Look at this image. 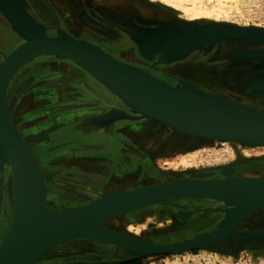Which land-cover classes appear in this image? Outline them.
<instances>
[{
	"label": "rangeland",
	"instance_id": "rangeland-1",
	"mask_svg": "<svg viewBox=\"0 0 264 264\" xmlns=\"http://www.w3.org/2000/svg\"><path fill=\"white\" fill-rule=\"evenodd\" d=\"M20 1L34 20L47 30L48 34L73 36L54 26L52 20L45 21L46 16L39 6L35 7L36 14H34L22 0ZM55 1H60L66 9L70 8L72 16L75 13L73 8L78 4L77 8L81 15L78 19L85 29L97 34L101 39L116 41L119 49L130 50L131 57L129 55L121 57L124 53L116 54L125 60L132 59L131 62L149 70L156 77L166 80L170 85L175 86L180 82L191 84L205 93L232 102L234 108L242 105L244 108L264 109V96L254 93L247 83L248 77H251L250 74L253 75L252 73L256 72L254 64L246 65L243 60H237L238 57L246 54L244 52L251 49V51L264 50L263 45L247 47L245 43H222L208 53L204 47V49L189 51L182 59L169 63L160 61L159 55L150 62L140 55L137 38L141 32L150 33L172 24L177 26L180 24L178 27L191 24L180 19L182 16L178 15L175 10L167 11L160 8L157 3H154L159 0H135L143 6L144 10L150 11L151 16H141L134 12L130 7L129 0H91V3L87 2L88 0ZM201 1L205 2L204 0H180V3L190 9L195 5L201 6L203 4ZM126 4L137 15L133 18L136 22L124 19L126 16L114 19V22L122 28L130 27L132 30L130 34L124 31L118 32L102 25L99 17L96 16L110 17L115 9ZM224 5L229 10L228 22L233 23L218 24L235 26V23L238 22L237 24L241 25L240 28L261 26L264 29V0H230ZM85 8L95 14L89 15L84 10ZM159 17H165V19H159ZM107 21L110 20L107 19ZM167 42L168 40L165 39L163 43ZM21 43L22 41L13 31L11 25L0 13V64L3 61L2 53L10 52ZM239 49L241 51L237 53ZM141 50L144 54L143 48ZM144 55L148 56V54ZM74 66L73 63L58 59L53 55L44 56L41 59L34 58L18 73L8 93L9 112L16 128L24 133L25 141L34 150V158L36 157L35 159H38L37 161L42 166V177L46 194H48L47 203L49 205L52 203L55 210L62 211L84 206L90 200L97 199L100 194L106 192L105 190L98 195L91 194L92 189L87 191L88 187L85 186L90 184L94 187V184H91L94 180L90 179L89 181L83 177V174L79 180H76L75 176V178L64 180L65 170L68 169L70 172H75V169L80 167L96 170L99 161L97 158L102 157V154L98 153V149L105 147L115 150L128 149L133 152L130 155L123 153L120 157L117 155V158H120L122 162L121 157H130L126 161L133 168L126 175L124 173L114 175L117 180L115 188L134 189L157 182H167L172 178L197 177L200 174L207 175L201 178H214L237 164H246L248 170L264 175V146H255L252 150L239 152L227 148L222 142L213 143L189 136H170L164 127L145 121H122L110 127L84 128L82 125L85 121L105 116L114 110L130 114L131 112L93 77ZM255 75H260V73ZM20 76L21 78L17 79ZM137 131H141L140 134H137ZM125 136L130 142L123 138ZM155 137L161 139L156 141L157 145L154 142ZM127 143L137 147L138 150L127 147ZM138 151H142L144 154L141 156L137 153ZM237 155L239 156L237 157ZM122 167L120 164L116 165V168ZM148 170L156 176L147 175L150 173L147 172ZM211 172L218 173L211 175ZM79 184H85V186ZM74 185L77 187H73ZM80 195L91 198L88 201H83L79 198ZM170 203L179 206V208L147 207L117 217L109 225L118 227L122 231H128L127 226L133 225V232L139 239L168 243L181 242L212 230L224 217L223 214L218 213L198 212L190 219L180 221L176 218V214L180 211L187 213L196 210L217 209L219 205L213 201L198 199H174ZM260 214L250 217L238 230L241 232L263 230L264 221L260 218ZM4 226L5 222L2 219L0 243L6 231ZM76 244L78 242H68L61 248L65 246L67 249ZM110 246L99 245L94 249L76 252L71 248L66 252L57 249L41 264H54L56 259L67 257H85L82 264H91L93 262L87 261L88 258L100 256L102 252H108L114 248L112 245ZM218 249L219 251L214 248L180 255L152 256L147 258V262L157 264H264V244L259 249H249L244 246L239 248L237 240L233 239L219 246ZM98 251L100 253L96 254ZM60 264H68V260L63 263L61 261Z\"/></svg>",
	"mask_w": 264,
	"mask_h": 264
},
{
	"label": "water",
	"instance_id": "water-1",
	"mask_svg": "<svg viewBox=\"0 0 264 264\" xmlns=\"http://www.w3.org/2000/svg\"><path fill=\"white\" fill-rule=\"evenodd\" d=\"M13 14H12V12ZM0 13L11 25L13 31L23 41V43L8 57H4V64L0 70V157L7 158L9 151L17 154L23 161L32 185L33 209L34 213L27 229L21 231L17 228L10 237L0 243V264H41L57 246L66 242L79 227L93 216L123 205H136L132 212L153 206L173 207L179 206L168 202L174 198H199L198 200H209L217 202L212 198L225 197L239 193H250L258 195L260 198L251 204L234 210L228 204L222 203L223 207L217 209L196 210L194 212H178L176 218L180 221L190 219L198 212L223 214V219L214 229L195 237L173 244L178 247H164L165 245H155L149 243L131 242L128 237H121L119 242H109L132 255L126 259L106 264H125L133 260L146 259L152 256L180 255L197 250H212L224 245L233 239L237 240L238 247L243 246L249 249L262 248L264 244V229L260 231L241 232L236 228L252 212L264 208V187H244L226 181H196L181 180L166 182L160 185H150L144 188L123 191L102 197L98 201L85 207L73 210L52 212L45 205L44 187L39 172L38 165L32 157L27 145L16 130L6 103V90L8 84L24 58L35 51H55L83 59L98 74L94 75L89 70L84 69L88 75L93 77L105 89H107L124 107L130 112L112 111L101 117H96L85 121L84 128L110 127L122 121H151L150 116H155L169 123H172L187 131L214 136L219 138L232 139H264V110L243 107L241 111L231 110L233 103L212 94L204 93L211 106V115H200L197 108L192 104H184L181 101L183 87L187 83L180 82L175 86L170 85L166 80H160L151 75L149 70H141L126 63H122L109 57L92 47L81 45L73 41L71 37L65 35L64 39L49 38L48 33L42 28L27 11L20 0H0ZM162 40L168 42L161 46L156 55L160 56V61L165 63L182 59L189 51L204 49L211 52L222 43L241 44L247 47L264 46V32H254L251 28H240L237 26L210 24L191 25L178 27L176 25L165 26V28L154 30L153 32L140 33L137 38V46L140 55L147 61H154L155 57H146L141 48L147 40ZM141 50V51H140ZM92 52L101 58L109 67L116 69L110 72L96 64L88 62L80 54ZM154 53V52H153ZM154 53V55H155ZM244 56L238 57L246 65L254 64L256 71L260 75L248 77V87L256 94L264 96V89L255 87L256 82L264 80V50L247 51ZM74 64V62H71ZM75 66H79L74 64ZM83 68V66H81ZM100 68V69H98ZM140 73L151 78L153 84L162 89V99L151 95L138 81L131 78L137 77ZM121 76V77H120ZM193 86V85H191ZM194 87V86H193ZM171 96L177 102H181L175 108L167 105V98ZM195 108V109H193ZM151 123H156L151 121ZM0 167H3L0 164ZM5 178H0V226L3 219L1 213L3 205L7 206V184L5 182L4 195L1 184ZM83 201H88V196L80 195ZM165 201V202H164ZM220 203V201H219ZM234 216L230 224L229 216ZM47 217L53 219L52 223L45 224ZM130 239V240H129ZM70 242V241H67ZM138 244V243H137ZM144 250L143 255L135 254ZM134 253V254H133ZM109 259V258H106ZM100 256L88 258L89 262H101Z\"/></svg>",
	"mask_w": 264,
	"mask_h": 264
},
{
	"label": "bare ground",
	"instance_id": "bare-ground-1",
	"mask_svg": "<svg viewBox=\"0 0 264 264\" xmlns=\"http://www.w3.org/2000/svg\"><path fill=\"white\" fill-rule=\"evenodd\" d=\"M204 1L205 2L201 1L203 3L201 6L195 5L194 8H190V9L181 5L180 0H159V1H156L154 3H157V5L160 8L167 10V11H170L169 9L175 10L178 15L182 16V17H180V19H182L183 21H186V22H190L191 24H194V25H199V26L205 25V26H207L210 24H218V23H233V22H228L229 21L228 20L229 10H227V8L224 5L225 3H228V1H230V0H204ZM128 2L130 4V7L137 14H139L141 16L142 15H147V16L152 15V13L150 11L144 10L142 8L143 6L141 4H139L137 1L129 0ZM204 3H206V4L204 5ZM12 14H13V12H12ZM159 19H165V17L164 18L159 17ZM84 21L86 22V20H84ZM237 23H235V26L241 27V25L239 26ZM184 26H182V27H184ZM248 27L251 28L252 30H254V32H264V29L261 28V26H248ZM42 28H44V27H42ZM46 32H47V30H46ZM65 35H67V34H55V35L48 34V37L54 38V39L66 40L63 37ZM69 37H71V36H69ZM90 37H91V35H90ZM71 38L74 40H66V41H73V42L79 43L81 45L92 47V48L97 49L103 53H106L109 57H112L113 59H115L117 61H120L122 63H126L128 65H131V66L136 67L138 69H141L143 71H145V70L147 71V69L142 68L141 66H138L134 63L128 62L127 60L117 56L116 53H113L114 51H117V50H114L113 52H107L103 48H101V46H99V45L97 46V45L93 44L94 42L91 43L92 41L89 42V41L82 40V39H79V38L74 37V36H72ZM19 39H20V37H19ZM164 40L165 39H162L163 42H164ZM162 41L156 40V39L147 40L146 43L142 46L143 51L145 52L144 54H148V56L147 55L146 56L149 58L152 56L156 57L157 53H155V52H157V50L161 46L165 45V43H163ZM22 43H23V41H22ZM18 47L19 46L15 47V48L17 49ZM15 48L13 50H11L9 53L8 52L2 53L3 61L0 64V70L2 69L3 64H4V57L6 59V57H8V55H10L12 52H14L16 50ZM239 51H241V50L239 49L237 51V53H240ZM153 52L155 53V55ZM78 54H80L83 58H86L88 60V62L91 63L90 65L96 64L102 68L108 69L110 72L116 71L115 68L109 67L108 64H106L101 58H99L98 56H96L92 52L81 51V53H78ZM48 55H53L56 58L62 59L65 61L74 62V64L79 65V66H77L78 69L80 68L83 71H84V69H87L86 71L89 70L94 75L98 74L88 65V63L86 61H84L83 59H80L78 57H74L72 55H68V54H64V53H60V52H55V51H43V50L42 51H35V52L29 54L26 58H24L22 63L19 65V67L14 72V74H13V76H12V78L8 84V87L6 90V103H7L8 112L10 111L9 104H8V101H9L8 100L9 99L8 93H9L10 86H11L13 80L16 79V77L18 76V73L31 60H33L34 58L41 59L42 57L48 56ZM122 55L127 56L128 53H124ZM231 64H232V62H231ZM236 65H237V63H236ZM81 66H83V68ZM98 69H100V68H98ZM259 72H261V71H256L255 73L251 72L253 75L250 74V76L251 77L258 76L255 74H257ZM150 74L154 75L151 72H150ZM232 74H233V72H232ZM131 78L135 81H138V83H140L141 86L144 87L145 90H147L151 95L162 99V94H163L162 89L160 87H158L157 85L153 84V81L151 80V78L149 76H147L146 74L140 73L137 77L131 76ZM85 79H86V77H85ZM85 79H83V80H85ZM160 80H163V79H160ZM182 87H183V91L186 93V94L181 95L182 96L181 101L184 104H187L186 102H188L189 104H192L193 107L197 108L196 110L198 113H200V115L201 114L202 115H211L212 114L211 106L209 105L207 97L204 94L205 92H203L202 90L198 89L195 86L194 87L191 86V84H188V83H187V85L185 84ZM255 87H257L259 90L264 89V80H263V82L262 81L256 82ZM167 100H168V101H166L167 105L170 107H173V108H175V106L179 107L178 105L182 104L181 102H180L181 104L179 102H177L176 99L174 97H171V96H169L167 98ZM117 107H119V106H117ZM195 108H193V109H195ZM229 108L231 110H235V111L243 110L242 105H238L235 108L230 106ZM262 110H264V109H262ZM9 115H10V118H11L13 124H14V120H13V117L11 116L10 112H9ZM149 116H150L151 121H154V122H156V124L164 127L167 130L168 135H170V136H189V137H196L199 139L207 140V141L213 142V143L222 142V144H224V146H226L227 148L235 149L236 151H239V152H246V150H252L255 148V146H264V139H232V138H219V137H214V136L201 135V134L193 133V132L187 131L185 129H182L181 127H178L172 123H169V122L162 120L160 118H157L155 116H152V115H149ZM148 121L151 122L150 120H148ZM14 126H15V124H14ZM15 128H16V126H15ZM16 130L18 131L17 128H16ZM19 131H18V133L20 134L21 138L23 139V141L27 145L32 157L34 158L32 149L30 148L28 143L25 141L24 136ZM155 138L157 139V137H155ZM155 144L157 145L156 142H155ZM110 152H112V151H110ZM112 154H113V152H112ZM112 154H111V156H112ZM238 156L239 155H237V157ZM34 160L36 161V163L38 165L39 172H40L41 179H42V183H43V187H44L45 205L49 209V211L60 212L61 211L60 209H59L60 211L54 210L55 208L53 209L51 207V205H49L47 203V195L48 194H46V187H45V183L43 181L42 173L40 170V164L35 158H34ZM0 164L3 166V167H0V178H5L4 183L1 184L2 194L4 195V192L7 191V197L9 199V201L7 200L8 201L7 206H5V204H4L2 211H1V213L3 214L4 222H5L4 227L6 228L3 239L6 240L8 237H10V235H12V233H14V231H16L17 228H20V230L23 231V230L27 229V227L29 226V222L31 221V217L33 216V213H34L33 194H32V185H31V181H30L28 171H27L22 159L17 154H15L12 151H9L7 153L6 159H3L2 157H0ZM239 170L240 169H237V168L227 170V171L222 172L218 177H214V178H211V177L201 178V177H205L207 175L200 174L197 177L192 176V177L172 178L171 180H168L167 182H171V181L175 182V181H181V180H196V181H202V182L203 181H218V182L219 181H226V182L235 183L237 185L244 186V187H257V188H263L264 187V175L262 176V175L258 174L257 172H254V171L252 172V171L248 170L247 168L243 169L242 172L238 173ZM5 182L7 184L6 191H5ZM125 183L127 184V182H125ZM163 183H166V182L165 181L164 182H157V183H154L151 185H160ZM145 187H147V186H145ZM139 188H144V187H139ZM139 188H134V189H139ZM134 189L118 188V189L108 190L105 194L100 195L99 198L94 199V200H90L88 202V204L81 206V207H85L87 205H90L91 203L98 201L102 197H105L108 195H113L114 193H118V192L131 191ZM8 194H9V196H8ZM199 198H201V197H198V199ZM259 198L260 197L258 195H255V194L239 193V194H233V195H228L225 197L212 198V199L217 200V202H214V203H217L219 205V207H223L222 203H225V204H228L229 206H231V208L234 211V210H239V209L251 204L252 202L256 201ZM174 199H177V200L178 199L179 200L180 199H193L194 200L197 198L192 197V198H174ZM174 199H169L167 201L170 202L171 200H174ZM219 201H220V203H219ZM81 207L77 206L75 208H70L68 210L78 209ZM135 207H136V205H123V206H119V207H116V208H113V209H110V210H107V211H104V212L97 214V215L93 216L92 218L86 220L79 227V229L72 234V236L67 241L86 243V244L89 243V244H97V245H109L110 246V244H108L109 242H119L121 237H128L131 239V242L132 241L137 242L138 244L135 243L136 245H139V243H149V244H155V245H165L164 247H178V246H174L173 244H177V243H181V242H168V243L167 242L166 243L165 242H163V243L159 242V243H157L158 241L149 242V241H145V239L141 240L134 234V232H133L134 226L133 225H128V226L126 225L128 231L127 230L122 231L118 227H114L112 225L111 226L109 225V223H111L117 217H121L123 215H126V214L132 212V210ZM62 211H64V210H62ZM263 212H264V208L252 212L236 228L239 229L242 226V224L246 220H248L250 217H252L253 215L263 213ZM233 217L234 216H232V215L229 216V220H228L229 224H230L231 220L233 219ZM52 221H53L52 218L47 217L45 220V224L52 223ZM67 241L64 242L63 244L57 246L48 255L51 256V254L54 253L58 248H60L64 244L68 243ZM113 247L115 248L116 246H113ZM116 248H117V251H114L115 253L112 252L111 255H107V254H101L102 256L100 255L103 258V260H105L104 261L105 264L117 262L119 260L126 259L132 255L131 253H128L127 251H123L118 247H116ZM144 253L145 252L143 249L142 250L140 249V252H135V254H138V255H143ZM106 258H109V259H106Z\"/></svg>",
	"mask_w": 264,
	"mask_h": 264
},
{
	"label": "flooded vegetation",
	"instance_id": "flooded-vegetation-1",
	"mask_svg": "<svg viewBox=\"0 0 264 264\" xmlns=\"http://www.w3.org/2000/svg\"><path fill=\"white\" fill-rule=\"evenodd\" d=\"M22 1L26 4L28 9L34 14H36L35 13V11H36L35 7L39 6L40 9L42 10V12H44V14L46 16V20L45 21L48 22V19L52 20L53 25L58 27L59 29H62L64 31L72 34L73 36L79 38V39L86 40V41H89V42L92 41L91 43L94 42L93 44H95L97 46L98 45L101 46V48H103L107 52H113L114 51L113 49H115L117 51H114L113 53H128V55L131 57L132 52L130 50H128V49H119L118 46H117V42L116 41L114 42V41L107 40V39H101V37H99L97 34L85 29L83 27V25L81 24V21L78 19L81 16L80 13H79V9L77 8L78 4H76L75 8H73L75 10V13L73 14V16H76V17H73L72 16V10L70 8H68V9L64 8L61 5L60 1H55V0H54L55 2L53 0H22ZM87 2L91 3L92 1L88 0ZM84 10H86V13H88L89 15H91L92 13L95 14L93 11H91L88 8H85ZM113 12L114 13L111 14L110 17H106V18H101L100 16L96 15L97 17H99V19L101 21L100 22L98 20V22L102 23V25H104V26H106V27H108L110 29H114L115 31H118V32L124 31V32L130 34L132 32L130 27H125V28L124 27L123 28L119 27L114 22L115 21L114 19L126 16V18H124V19H126L128 21L136 22V20H134L133 18L136 17L137 15L129 8L128 4L115 9ZM92 17H94V16H92ZM37 19L41 20L40 18H37ZM107 19H109L110 21H107ZM45 25H48V23H45ZM90 35H91V37H90ZM122 56L123 55H121V57ZM126 60L128 62L132 61V59H130V58L126 59ZM131 63H134V62H131ZM134 64H136V63H134ZM31 69H29V70H31ZM23 74H25V73H23ZM21 76L18 77L17 79L21 78ZM141 131H143V130H141ZM141 131H137L136 133L140 134ZM20 132H21V130H20ZM22 135L25 137L24 133H22ZM123 138L125 140H127L128 142H130V140H128V138H126V136L123 137ZM156 141H160V138L156 139L154 142H156ZM127 145H128L127 147H129L131 149L135 148L136 150H138L137 147H134L131 144L127 143ZM31 149H32V147H31ZM127 150L128 149L115 150V149H111V148H107V147H105L103 149H98V153L102 154V157L97 158L99 160L98 163H97L99 167L96 166V168H97L96 170H94V169L90 170L89 168L85 169L84 167H80L81 169L80 168L79 169H75V172L74 171L70 172L69 169H68V170H65L66 172L64 171L65 172L64 180L73 178L74 176L76 177V180H79L80 177L83 176V175H84L83 177H85L89 181H90V179L94 180L93 183H91V184H94V187L90 186V184H88L89 186H87V185L85 186V184H79V185H83L85 187H88V188H86L87 191H90L92 189L91 194L92 193H96V194L99 195L101 192H103L105 190L107 192L108 190H111V189H118V188H115V184H116L117 180L115 179L114 175L118 174V173H124L126 175V174L130 173L132 171V168H133L131 165H129V162L126 161L130 157H128V156L121 157V159H123V162L120 161V158L119 159L117 158V155H118V157H120V155L123 154V153L125 155H128V154L130 155V154L133 153L132 151H130V150L127 151ZM110 151H112L113 154ZM32 152L34 154V150L33 149H32ZM137 153L140 154L141 156L144 154L142 151H138ZM111 154H112V156H111ZM39 164H40V162H39ZM119 164L121 166H123V167L122 168H116V165H119ZM40 168H41V173H42V176H43L41 164H40ZM229 168L230 169H227V170H231V169H234V168L240 169L238 171V173H239V172H242L243 169H246L247 165L245 164V166H244L243 164H237V165H235L233 167H229ZM76 170H77V172H76ZM147 172H150L147 175L156 176L155 174L151 173V171H149V170ZM217 173L216 172H211V175L217 174ZM81 174H83V175H81ZM73 187H77V186L74 185ZM137 188H139V187H137ZM93 191H96V192H93ZM100 195H103V194H100ZM202 204L209 205V204H205V203H202ZM51 205H52L51 207L54 209L55 207L53 206L52 203H51ZM260 218L263 219V221H264V212L262 214H260ZM98 246L99 245H97V244L78 243L76 245H72L71 247H68L67 249H69V251L72 249L74 252H76V251H80V250H84V249H94V248H97ZM61 247L58 248V251L59 250H61L63 252L64 251L65 252L68 251L65 247H63L64 249L61 248ZM114 251H117V249L115 248V249L112 250V248H111L108 252H102V254L111 255L112 252L115 253ZM99 253L100 252L98 251L96 254H99ZM83 259H86V258L85 257H73V258H68L67 257V258L56 259L53 263L54 264H60L61 261L63 263V262L68 260V264H71L73 262L82 264L83 261H85ZM104 261L105 260H102V262H104Z\"/></svg>",
	"mask_w": 264,
	"mask_h": 264
},
{
	"label": "crops",
	"instance_id": "crops-1",
	"mask_svg": "<svg viewBox=\"0 0 264 264\" xmlns=\"http://www.w3.org/2000/svg\"><path fill=\"white\" fill-rule=\"evenodd\" d=\"M147 260H148L147 258L146 259H141V260H133V261L127 262L125 264H157V263H148ZM91 264H105V263L101 261V262H93Z\"/></svg>",
	"mask_w": 264,
	"mask_h": 264
}]
</instances>
